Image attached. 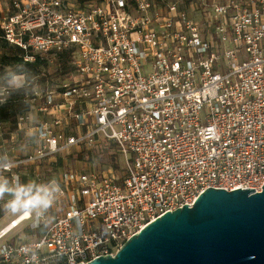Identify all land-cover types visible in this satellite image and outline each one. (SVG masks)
I'll return each instance as SVG.
<instances>
[{
	"label": "built area",
	"instance_id": "1",
	"mask_svg": "<svg viewBox=\"0 0 264 264\" xmlns=\"http://www.w3.org/2000/svg\"><path fill=\"white\" fill-rule=\"evenodd\" d=\"M70 1L0 0L25 62L68 60V82L18 117L39 148L0 175L100 139L122 174L67 173L66 210L29 239L9 235L34 213L1 228L0 264H88L209 188L263 190L264 0H198L199 18L177 0Z\"/></svg>",
	"mask_w": 264,
	"mask_h": 264
},
{
	"label": "water",
	"instance_id": "2",
	"mask_svg": "<svg viewBox=\"0 0 264 264\" xmlns=\"http://www.w3.org/2000/svg\"><path fill=\"white\" fill-rule=\"evenodd\" d=\"M209 188L88 264H264V186Z\"/></svg>",
	"mask_w": 264,
	"mask_h": 264
},
{
	"label": "rangeland",
	"instance_id": "3",
	"mask_svg": "<svg viewBox=\"0 0 264 264\" xmlns=\"http://www.w3.org/2000/svg\"><path fill=\"white\" fill-rule=\"evenodd\" d=\"M80 1V0H79ZM180 5L189 7L192 13L198 15V0H177ZM76 0H71L74 4ZM9 48L5 47L0 40V104L9 99L22 98V103L28 104L32 99L33 93L37 91H46L55 89L57 86L68 82V72L58 65V60L53 64L41 66L38 70H28L24 65H18L10 59ZM17 101V100H16ZM24 101V102H23ZM30 104V103H29ZM25 112V111H24ZM24 112L17 115L16 124L10 121L4 122V136L0 141V163L10 161L16 162L24 160L31 153H34L40 146L36 133L28 124L19 126L18 117ZM106 140L100 139L99 143L93 145H83L74 147L61 153L47 155L34 162H27L19 167V175L24 178V184H47L55 180L60 185V192L55 194L54 203L43 215L47 219L40 226V229H33L36 222V213L33 219L24 221L14 229L9 237L13 242L22 239H29L46 229L49 220L61 215L66 210V200L61 197V191H65V176L71 171H89L98 174L108 173L113 170L116 177L122 174L123 160L115 157ZM63 154V155H61ZM64 156V158H63ZM62 159V162L60 161ZM118 163V169L113 166ZM8 179L12 183V173H2L0 180ZM27 178V179H26ZM35 190V189H34ZM11 197L5 195L0 199V229L10 225L20 214L12 215L3 210V204Z\"/></svg>",
	"mask_w": 264,
	"mask_h": 264
},
{
	"label": "clouds",
	"instance_id": "4",
	"mask_svg": "<svg viewBox=\"0 0 264 264\" xmlns=\"http://www.w3.org/2000/svg\"><path fill=\"white\" fill-rule=\"evenodd\" d=\"M12 183L8 179L0 180V199L10 196L3 204V210L9 214H20L31 217L33 213L43 215L52 207L55 194L60 192V185L52 180L47 184H24L19 177H13ZM35 189V190H34Z\"/></svg>",
	"mask_w": 264,
	"mask_h": 264
},
{
	"label": "trees",
	"instance_id": "5",
	"mask_svg": "<svg viewBox=\"0 0 264 264\" xmlns=\"http://www.w3.org/2000/svg\"><path fill=\"white\" fill-rule=\"evenodd\" d=\"M85 1H88V0H80V2H82V3ZM0 40L3 42L5 47L9 48V52L11 54L10 59H12L18 65H24V66H26V68L28 70H38V69H40L41 66H46V64H43L41 61H38L36 63L25 62L24 58H23L22 50L16 46H14V45H11L10 43H8L3 38V30L1 28V26H0ZM67 62H68V60H65L64 63L62 64V68L64 70L67 69V67H68ZM24 103L25 104L22 103V98H17V99H9L5 103L0 104V119L2 121L3 120L10 121L12 124L15 125L16 120H17L16 119L17 115L24 112V111H25L24 113L28 112L30 109V106L32 105L30 102H28V104L26 102H24ZM109 146L113 150V145H109ZM113 154L115 157H117V156L120 157L116 152H113ZM61 155H63V154H61ZM63 158H64V156H63ZM60 161L62 162V159H60ZM24 164H26V163L19 165V167L24 165ZM113 167L115 169H118V167H119L118 163L117 164L115 163V165ZM18 170H19V168H18ZM20 182L21 183L25 182V180H24V178H22V176H20ZM2 216H3V214H0V217H2Z\"/></svg>",
	"mask_w": 264,
	"mask_h": 264
},
{
	"label": "bare ground",
	"instance_id": "6",
	"mask_svg": "<svg viewBox=\"0 0 264 264\" xmlns=\"http://www.w3.org/2000/svg\"><path fill=\"white\" fill-rule=\"evenodd\" d=\"M28 218H30V217L25 218V217H22L21 215H19V216L15 219V223H14V225H11V226L9 227L8 230H11V228H13L15 225H19L22 221L27 220Z\"/></svg>",
	"mask_w": 264,
	"mask_h": 264
}]
</instances>
